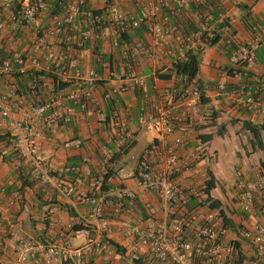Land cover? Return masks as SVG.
<instances>
[{
	"label": "built area",
	"instance_id": "obj_1",
	"mask_svg": "<svg viewBox=\"0 0 264 264\" xmlns=\"http://www.w3.org/2000/svg\"><path fill=\"white\" fill-rule=\"evenodd\" d=\"M14 11L10 20L14 25H33L38 17L47 12L49 0H13ZM61 14L52 16V31L64 33L68 28L77 34L78 45L88 41L99 42L110 38L116 46L122 35L138 27H145L150 40L145 49L146 55L158 64L163 57L172 62L183 61L187 51L203 50L219 42L231 47L233 38L230 27L229 12L217 2L210 8H199L210 0H132L134 9L124 10L117 0H103L100 9L87 6V0H55ZM238 1V0H233ZM190 3H197L196 17L190 28L176 43H171V31L167 25L173 19L184 18ZM5 23L0 18V31ZM217 40L212 43V40ZM66 50L54 56L48 53V64L43 68L38 56L22 55L12 51L5 44V56L0 59V76L7 75L17 65L18 72L28 69H45L56 74L61 81H71L75 87L52 85L49 95L39 104L33 105L28 117L22 122L14 121L10 125L17 150L35 169L36 177L45 183H53L64 195L75 192L85 186L94 193L87 196L92 205L94 219L100 215L104 200L116 197L119 200L135 199L137 190L152 193L159 205L162 222L153 228H145L141 221L130 227L133 237L134 252H144L150 258L166 264H264V173L257 171L253 179L237 178L232 185L233 205L246 212H255V219L242 227L237 233L251 245L250 252L240 253L236 246L238 240L230 234V227L224 222L219 209L211 208L213 198L204 191L203 182H182V178L194 173L197 163L203 159V145L200 148L188 147L198 139L200 127L206 121L207 113L201 101V90L195 79L187 74L173 70L169 86L159 88L158 71L150 76L136 73L130 66L121 64L110 67L102 76L94 69L83 72L77 67V60L71 55L72 37H65ZM264 40V36L261 37ZM53 58V59H52ZM254 51L250 46L238 47L230 56L231 63L254 62ZM52 59V60H51ZM151 81L152 93L147 90ZM97 81H113L103 93V100L112 102L122 96L128 89H140L141 103L138 107L136 126L133 128L123 113L114 109L110 113L113 127L112 146L100 144L97 151L100 155L101 168L88 178L76 167V177L65 182L52 176L44 165L43 155L35 139L43 135L39 124L46 112L52 113L51 122L67 124L73 116V105L87 110L92 103L93 88ZM33 88L40 84L34 82ZM246 85L236 89L227 87L222 77L214 84L216 92L223 94L229 102L242 96ZM240 105L249 111L258 109L259 100L252 96L244 97ZM66 103V104H64ZM63 105L65 113L59 112ZM100 120L106 115L99 112ZM10 119V109L6 96L0 92V123ZM147 129L156 132L157 138L145 149L140 158L134 160V168L127 173H119V181L135 180V187L117 185L108 190H101L104 175L107 173L111 156L130 140L136 130ZM70 145H79L74 139ZM214 190V189H213ZM212 190V196H214ZM1 213V205H0ZM75 223L81 228L76 232L84 238L83 244L67 247L55 242L43 244L31 237H21L16 246V256L9 264H28L30 258L60 256L65 260H74L92 253L106 251L105 241L93 235V220L79 213Z\"/></svg>",
	"mask_w": 264,
	"mask_h": 264
},
{
	"label": "crops",
	"instance_id": "obj_2",
	"mask_svg": "<svg viewBox=\"0 0 264 264\" xmlns=\"http://www.w3.org/2000/svg\"><path fill=\"white\" fill-rule=\"evenodd\" d=\"M117 1L124 10L135 8L132 0ZM214 1L220 3L230 14L233 42L231 47H225L219 42L201 51L200 54L203 55L198 79L203 82L206 89L205 96L209 99L204 105V110L208 115L214 114L218 124L225 123L226 130L222 136H218L222 145L215 144L214 139L217 135H214L209 145H203L206 152L203 159L197 163L194 173L183 177L182 182H203L206 169L209 167L216 178L215 189H217L232 187L237 178L253 179L255 173L259 171L260 152L251 149L248 143L249 134L242 129L240 121L264 123V40H261L264 36V0ZM102 5L103 0H87L88 7L100 9ZM14 6L13 0H0V18L5 23V27L0 31V59L5 56L4 45L9 44L12 51L22 55L38 56L44 68L49 62L45 55L51 53L57 56L63 53L67 47L65 37L69 35L72 37L69 51L77 60V67L83 72L94 69L103 76L107 72L106 65L114 67L125 64L136 73L146 76L157 70L161 76L157 82L159 88L167 87L171 83L174 72L170 59L163 57L158 64H155L145 53L150 36L143 26L123 35L116 46L108 38L99 42L88 41L83 47L86 43L78 45L77 34L71 29L68 28L64 33L52 31L53 13L61 14L55 0H49V10L42 13L33 25H14L10 20ZM188 12L187 10V15ZM167 28L171 31V43H176L189 30V28L184 30L175 19L167 25ZM242 45L253 49L254 62L244 66L242 73L228 75L226 68H238V64L231 63L230 56ZM17 68L18 66L15 65L12 72H18ZM41 70L48 72L45 69ZM11 73L0 76V92L6 96V104L10 109V119L0 123V264H9L15 258L17 242L21 237H31L43 244L55 242L67 247L80 246L84 238L74 229L79 213L93 220L94 225L91 227L93 235L102 238L108 248L100 253L70 260L71 264H136L132 257L134 251L130 227L141 221L143 227L153 228L162 222L159 205L154 195L138 189L135 199L118 201L116 197H108L104 200L100 215L94 219L92 205L87 200V194L91 191L85 186L79 187L69 195H64L53 183H45L36 177L34 167L16 151L17 146L10 125L14 121H24L31 107L41 103L49 95L54 84L53 77L42 78L43 82L38 91L30 92L27 89L28 83L17 82ZM222 77L226 80L227 87L231 89L245 84L247 86L245 93L237 99L226 102L227 98L214 89V84ZM109 83L114 82H96L92 103L87 110L69 103L73 107L74 114L67 124L51 122L52 113L50 111L45 113L43 121L39 124L43 135L36 138L35 142L43 155L45 167L55 178L71 182L73 175L67 173L70 166H78L85 176H94L101 168L97 146L104 144V141L112 146L110 140L113 127L107 130L102 126L99 112L110 117L111 111L117 109L123 113L133 128L136 126L140 102L134 90L128 89L122 96H117L116 101L106 102L102 96ZM66 87H75V84L70 81ZM249 95L259 100L260 104L256 111L246 110L240 105V101ZM58 110L60 113H65L63 105ZM235 120L238 122H234ZM215 131L216 126H208L201 130L202 133H215ZM138 132L139 130L135 131L136 135ZM6 133L11 135L10 140L5 137ZM238 133L244 138L243 152L239 153L236 150V154H240L243 161L241 167L235 169L231 165L223 171L218 163L210 164L209 161L215 154L221 159L222 154L225 153L222 140L229 139V134L230 142L241 143ZM233 134H236L235 138ZM156 138L154 132L148 144ZM74 139L80 141V144L70 145L69 142ZM196 145L197 142L192 141L188 147ZM230 146H227L228 150ZM139 154L131 155L130 160H123L122 156L116 161L114 167L117 175L132 171L134 160ZM251 158L257 160L253 162ZM110 182L111 188L118 184L135 187L134 179L119 181L116 176L110 179ZM219 199L228 217L236 225L233 228L229 226L230 234L241 242L243 250L250 252L251 245L237 231L238 227L253 221L256 213H246L238 205L225 204L221 198ZM79 236L82 237L81 242H75ZM106 238L122 245L125 252H117L113 245L107 243ZM136 253L148 260L149 264H166L150 258L144 252ZM61 258L55 255L45 258L36 256L31 257L28 264H62Z\"/></svg>",
	"mask_w": 264,
	"mask_h": 264
},
{
	"label": "trees",
	"instance_id": "obj_3",
	"mask_svg": "<svg viewBox=\"0 0 264 264\" xmlns=\"http://www.w3.org/2000/svg\"><path fill=\"white\" fill-rule=\"evenodd\" d=\"M214 0H210L209 2H207L206 4H198L199 8H210L212 4H214ZM59 5L58 2H56V6ZM197 3H192L189 7H188V13L189 15L186 14V16L184 18H177L175 19L179 25H181L184 30L186 29H190L193 27V21L194 18L196 17L195 13L197 10ZM192 11V12H191ZM125 35V34H124ZM123 36V35H122ZM121 36V37H122ZM217 40V38L212 40V43H214ZM88 43L84 44V46H86ZM202 50H198V51H187L185 53V59L183 61H176V62H172V70H174L176 73H184L187 74L190 78L195 79L200 90L202 93L201 96V101L202 103L205 105L206 103L209 102V99L205 96V92L206 89L203 85V82L198 79V74H199V69H200V53ZM247 64L245 62L239 63L238 64V68H226V72L228 75H235L236 73H242L243 71V67L246 66ZM14 76V79L21 83H28L27 84V89L30 92H36L38 91V88H33L32 85L34 82L39 83L40 85L43 82L44 77H53V82L55 83H59V86H66L68 84H70L69 81H61L60 77L56 74H52V73H48L45 72L44 70H33V69H28L26 72L24 73H20V72H12L11 73ZM159 78H161L159 72L157 73ZM147 90L149 93H152L153 90L151 88V81L149 80V84L147 87ZM136 96L139 98V102L141 103V90L140 89H135L134 90ZM139 103V104H140ZM102 122V123H101ZM100 123L102 124V126L107 129L110 130L112 123L110 121V117L109 115H107L106 120L105 121H101ZM234 122H238L237 120H235ZM241 122V127L242 129L246 130L249 134V138H248V143L251 147V149L253 151H258L260 152V158L258 161V167H259V171H261L262 173H264V123H254L250 120H243L240 121ZM208 126H216V131L215 133H199L198 135V139H200V141H197V145L195 147L200 148V144L202 145H209L211 140L213 139L214 135H218V136H222L226 130V124L225 123H217V121L215 120V115H208L206 117V121L205 123H203L200 127V130H202L203 128H206ZM111 133V132H110ZM136 133H134L133 137L128 140L127 142H125L120 149H118L116 152H114V154L111 156L110 160H109V166H108V170L107 173L104 175V179L102 181V185H101V190H107L109 188H111V182L110 179L115 178L117 175V170L114 167V163L116 161H118L122 156L126 155L127 153L130 152V150L136 145V139H135ZM6 138H11V135L9 133H6L5 135ZM10 140V139H9ZM10 142V141H9ZM111 144H112V139L110 140ZM104 144L108 145V143H106L105 141L103 142ZM109 146V145H108ZM151 147V144L146 145L145 149H148ZM16 151L17 150V147ZM142 150L140 152V154L138 155V157L140 158L141 154L143 153ZM205 150V149H203ZM204 153H206L204 151ZM78 167V166H77ZM75 166H70L68 167L67 173L73 175L72 176V180L76 177V172H75ZM53 175H57V173H53ZM88 178L92 177V176H87ZM204 183H205V189L204 191L207 193V195L209 196V198H213V202L211 205V208H215V209H219L220 214L223 216L224 218V222L230 226L231 228L236 227V225L234 224V222L228 217L225 208H223L222 206V202L219 198L212 196V190L215 189L216 187V178L214 176V173L212 171L211 168L207 167L206 169V175H205V179H204ZM117 185V184H116ZM119 185V184H118ZM96 192L94 191L91 193H88L87 195H93ZM118 201H122L117 199ZM238 227V226H237ZM81 228L80 225L76 224L74 225V229L77 231ZM107 243L113 245L115 247V249L117 250V252H125V248L120 245L119 243L113 242L110 239L106 238ZM236 246L239 249L240 253L242 254L243 248H242V244L239 240L236 241ZM133 260L136 264H149L148 260H146L144 257L140 256L139 254H137L136 252H134V254L132 255ZM62 259V264H71L70 260H65L63 257Z\"/></svg>",
	"mask_w": 264,
	"mask_h": 264
},
{
	"label": "rangeland",
	"instance_id": "obj_4",
	"mask_svg": "<svg viewBox=\"0 0 264 264\" xmlns=\"http://www.w3.org/2000/svg\"><path fill=\"white\" fill-rule=\"evenodd\" d=\"M202 55L200 54V60H202ZM154 134V131L152 130H147V129H140L139 132L136 135V145L130 150V152L126 155H124L122 157L123 160H130L131 155H136L139 154V152H141L146 145L148 144V142L150 141V139L152 138V135ZM236 134H233V137L235 138ZM237 136L239 137V139H241V143H237L236 142H230L231 140V135H228V138H225L224 140H222L223 142V146H224V154H222L221 159L218 157L217 154H215V156L213 158H211V160L209 161L210 164H215L218 163L219 166H221V168H223L222 170L225 171L224 169H226V167H230L231 165H233L236 168H240L242 165V160L241 157L236 154V150L240 153L243 152L242 150V141L244 142V138L238 133ZM214 142L216 145H222L221 144V140L218 137V135L215 137ZM231 145V146H230ZM227 146H230V150H228ZM230 151H233L232 153ZM231 155V156H230ZM251 160L253 162H255L257 159L256 158H251ZM213 194L214 197H218L221 198L225 204H230L233 205V200H232V189L231 187L229 188H225V187H219L217 189L213 190ZM82 237H78L76 239L75 242H81ZM128 261H130L128 259Z\"/></svg>",
	"mask_w": 264,
	"mask_h": 264
}]
</instances>
